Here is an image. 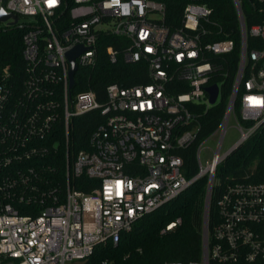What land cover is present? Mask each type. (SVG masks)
<instances>
[{
  "label": "built area",
  "instance_id": "2783aa9c",
  "mask_svg": "<svg viewBox=\"0 0 264 264\" xmlns=\"http://www.w3.org/2000/svg\"><path fill=\"white\" fill-rule=\"evenodd\" d=\"M254 1L264 8V0ZM1 10L25 31L22 75L0 73V264H112L95 262L96 248L116 246L139 220L201 178L210 187L206 239L202 230L201 263L186 264H264V149L241 175L215 183L218 166L264 130V20L247 30L239 18L231 74L224 66L232 62L234 42H204L199 29L211 11L195 2L184 6L173 31L165 6L154 0H0ZM78 46L70 87L67 53ZM104 58L147 64L149 83L111 84L104 103L91 90L77 91L88 86L80 78ZM228 80L227 105L213 133L221 132L217 149L202 167V144L213 134L200 141L197 173L187 178L178 152L197 142L200 117L218 104ZM212 85L214 104L206 92ZM94 111L102 123L87 148L75 151L73 122ZM230 118L240 139L220 156Z\"/></svg>",
  "mask_w": 264,
  "mask_h": 264
},
{
  "label": "trees",
  "instance_id": "16d2710c",
  "mask_svg": "<svg viewBox=\"0 0 264 264\" xmlns=\"http://www.w3.org/2000/svg\"><path fill=\"white\" fill-rule=\"evenodd\" d=\"M165 6V25L171 30L180 27L183 8L189 2L202 4L210 9L211 14L200 26L199 32L204 42L232 40L235 51L230 66L231 74L236 69L237 53L240 47L239 17L233 0H154ZM247 30L264 20V8L254 0H237ZM25 29L9 27L0 31V73L8 68L12 74L22 75L24 62L22 59V35ZM254 40L248 36V48ZM110 45L115 46L114 39L109 38ZM88 86L77 91L91 90L96 100L104 103L106 87L117 84L121 87L145 85L149 83L148 66L141 62L125 64L122 60L112 64L104 58L90 76L80 78ZM218 83V81H214ZM231 81L222 84L221 98L218 104L200 117V131L197 142L187 150L178 154L184 163V175L192 178L197 173L195 152L200 141L213 134L219 127L230 94ZM184 89L176 93H183ZM98 111L75 118L71 131V145L75 151L85 150L91 132L102 123ZM264 149V130L256 133L246 144L237 149L224 163L225 169L218 176L221 180L226 176H239L252 163L258 160ZM88 191V190H85ZM207 179L197 180L175 200L167 203L153 213L139 220L132 230L121 235L116 246L108 245L95 250L93 260L103 259L112 264H166L170 262L201 263L202 259V230ZM218 188H214L210 202L209 228L214 218V202ZM180 220L172 230L165 228ZM209 264H213L209 262ZM243 264V263H239ZM262 264V263H255Z\"/></svg>",
  "mask_w": 264,
  "mask_h": 264
},
{
  "label": "rangeland",
  "instance_id": "374dc122",
  "mask_svg": "<svg viewBox=\"0 0 264 264\" xmlns=\"http://www.w3.org/2000/svg\"><path fill=\"white\" fill-rule=\"evenodd\" d=\"M28 21L29 20L21 19L20 24L28 23ZM6 28H7L6 23H0V31L5 30ZM236 127H237L236 122L234 121L233 118H230L227 124L225 135L222 140L221 147H220V151H219L220 156L225 154L240 139V133L236 130ZM220 135H221V132L219 131L213 134L212 136H210L209 138H207L203 142L202 148L200 151V162H201L202 167H206L210 163L212 159V155L217 149ZM224 169H225V163H222L218 166L216 177H215V183H218L221 181L218 175L220 173H223Z\"/></svg>",
  "mask_w": 264,
  "mask_h": 264
},
{
  "label": "water",
  "instance_id": "95a60500",
  "mask_svg": "<svg viewBox=\"0 0 264 264\" xmlns=\"http://www.w3.org/2000/svg\"><path fill=\"white\" fill-rule=\"evenodd\" d=\"M237 4V0H235ZM239 18L240 22L243 26V16L242 13L239 10ZM11 20V22H9ZM0 23H8L10 26H14L17 24V18L14 15L5 13L3 10L0 11ZM82 52L81 47H75L73 50L67 53V58L69 60V63L71 65V69L69 72V80H70V87L73 86L74 83V73L77 70L75 59L80 55ZM206 92L209 95V102L210 104H214L218 95V88L216 85H212L206 89ZM209 197H210V187H208L206 192V198H205V207H204V218H203V241L205 242L206 239V227H207V213H208V207H209Z\"/></svg>",
  "mask_w": 264,
  "mask_h": 264
}]
</instances>
